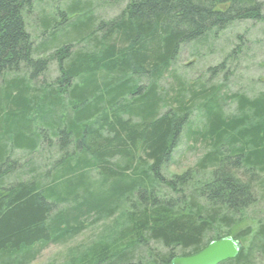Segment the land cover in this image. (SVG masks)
I'll return each mask as SVG.
<instances>
[{"label":"trees","instance_id":"16d2710c","mask_svg":"<svg viewBox=\"0 0 264 264\" xmlns=\"http://www.w3.org/2000/svg\"><path fill=\"white\" fill-rule=\"evenodd\" d=\"M74 5L66 12L81 8ZM31 8V0H0V81L23 69L28 74L6 81L0 94L1 264H28L36 247L77 235L85 217L109 216L121 201H132L126 226L112 247L89 251L90 264H129L149 241L170 251L190 250V256L209 243L204 240L215 226L230 227V214L254 204V182L264 176V95L251 99L223 95L219 86L183 85L168 101L157 85L183 45L236 21H262L264 0H127L108 21L95 19L84 6L81 10L91 16L78 20L77 32L68 39L54 35L66 20L42 21L49 28V43L44 40L40 47L26 31L24 17ZM58 15L63 19L64 13ZM82 36L91 47L72 51L71 42ZM49 48H54L50 54ZM51 61L59 75L47 94L35 96L29 83ZM143 80L149 82L145 89ZM228 100L235 103L236 115H225ZM65 101L68 109H63ZM193 111L201 120L189 128ZM39 113V121L49 117L46 130L54 141L47 132L39 137L34 131ZM187 127L189 138L210 149L198 169L209 172L211 180L195 187L179 207L159 197L156 185L180 194L178 187L188 184L190 173L175 181L161 175ZM47 142L57 153L54 175L46 171L28 181L5 183L20 169L14 152L32 155ZM92 174L98 181H90ZM60 204L64 209L55 213ZM251 234L246 229L238 236ZM256 254L264 257V223L246 250L242 246L236 258L221 264H255ZM173 258L168 253L153 264H170Z\"/></svg>","mask_w":264,"mask_h":264},{"label":"rangeland","instance_id":"374dc122","mask_svg":"<svg viewBox=\"0 0 264 264\" xmlns=\"http://www.w3.org/2000/svg\"><path fill=\"white\" fill-rule=\"evenodd\" d=\"M31 2L32 8L24 19L26 31L33 38L36 47H40L44 40L49 43V28L44 29L41 24L44 20L47 21V25H49V21L53 25L55 23L61 24L63 23L62 20H66V24H62V27L57 29L54 35L57 38L68 39L70 35L77 32L75 25L78 20H86L88 16L92 15L95 19L108 21L117 17L127 4V0L117 3L109 2V0H31ZM76 3L81 8L66 12L69 6H76L77 8V5H74ZM84 6L92 11L91 15L86 10H81ZM59 13H64L63 19L59 17ZM83 38L82 36L71 42L72 51L86 50L91 47ZM53 49L49 48L47 53L50 54ZM27 75V71L24 69L19 73L5 75L0 81V94L6 81L15 78L14 76L27 78ZM58 75L57 63L51 61L46 72L29 83L31 93L43 97V94L49 92V88L53 86ZM200 84L207 88L219 86L221 87V93L228 96L238 93L253 99L264 95V11L262 21H236L224 30L215 33V35L211 33L201 41L183 45L173 67L158 82L157 86L160 95L170 101L181 86L184 85L185 88H188ZM140 85L145 89L148 87L149 82L143 80L140 81ZM64 100H67V98H64ZM62 105L63 109L69 107L68 101L63 102ZM223 106L225 115H236V106L233 101L228 100ZM165 110L166 108L162 110V113ZM45 111L42 110V113L45 114ZM42 113L35 115L37 120V117L41 116ZM189 120L190 125H192H188L189 128H195L194 126L200 123L201 117L197 111H193ZM45 123L49 124V117L44 121L38 120L34 124V131L40 137L43 130L47 132L49 141H54L51 133L49 135V131L46 130L47 125ZM187 131L188 127L183 131L170 163L161 169V175L167 181H175L185 173H190L188 184L184 187H178L180 194L163 183L156 185L159 197L173 199L174 202L179 204V207L185 205L187 201L185 198L188 199L193 196L195 187H199L203 183H209L211 180L209 172L198 169V163L210 149L199 140L189 138ZM52 146L47 142V145L40 146L38 151L32 155L14 152L12 159L19 160L20 169L7 178L5 183L28 181L37 174L46 171L52 174V164L57 157L56 149ZM90 176L91 182L98 181L96 174ZM263 177L262 175L259 176V182L264 179ZM50 179L49 176V181ZM49 181L45 180L46 184ZM259 182H254V204L239 213L230 214L233 218L231 226H215L213 232L206 236L204 244L229 236L238 239L244 250L249 247L252 235L256 232L258 225L264 223V185ZM197 201L204 203L203 200ZM131 203L132 201L117 203L113 214L109 216L91 215L85 217L84 228L77 235L66 238V240L57 244L50 243L36 247L33 250L35 253L33 260L28 264H90L93 261L89 254L91 249L99 245H108L110 248L117 241L120 231L126 226L127 215L131 212L129 209ZM64 207L62 204L58 205L55 213L63 210ZM222 215H225V213ZM246 229H250L252 234L247 237H239L238 235ZM168 253H172L175 257H185L191 252L190 250L182 251L179 248L170 251L157 243L149 241L146 246L139 247L134 255L132 254L129 258V264H153ZM89 260L91 261L88 262ZM254 262L255 264H264V257L256 254Z\"/></svg>","mask_w":264,"mask_h":264},{"label":"water","instance_id":"95a60500","mask_svg":"<svg viewBox=\"0 0 264 264\" xmlns=\"http://www.w3.org/2000/svg\"><path fill=\"white\" fill-rule=\"evenodd\" d=\"M242 245L232 237L210 241L202 250L185 257H175L170 264H221L238 255Z\"/></svg>","mask_w":264,"mask_h":264}]
</instances>
